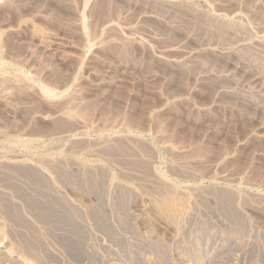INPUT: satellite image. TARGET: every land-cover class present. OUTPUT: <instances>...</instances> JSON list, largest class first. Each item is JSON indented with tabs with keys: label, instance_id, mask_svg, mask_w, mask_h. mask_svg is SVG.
<instances>
[{
	"label": "rangeland",
	"instance_id": "rangeland-1",
	"mask_svg": "<svg viewBox=\"0 0 264 264\" xmlns=\"http://www.w3.org/2000/svg\"><path fill=\"white\" fill-rule=\"evenodd\" d=\"M0 264H264V0H0Z\"/></svg>",
	"mask_w": 264,
	"mask_h": 264
},
{
	"label": "bare ground",
	"instance_id": "bare-ground-1",
	"mask_svg": "<svg viewBox=\"0 0 264 264\" xmlns=\"http://www.w3.org/2000/svg\"><path fill=\"white\" fill-rule=\"evenodd\" d=\"M170 199V198H169ZM163 200V199H162ZM161 203H163L162 205L163 206H161L160 207V209H162V212L164 213V214H168L169 213V209L171 208L169 205L171 204L170 202H169V200H167L166 198L164 199V201H162ZM172 209V208H171ZM171 211V210H170ZM170 213H172V212H170ZM173 214V213H172ZM169 216V215H168ZM150 240V239H149ZM73 242V241H72ZM150 243V242H149ZM74 249H76V248H74ZM159 250V249H158ZM166 250V249H165ZM87 252V251H86ZM79 254V253H78Z\"/></svg>",
	"mask_w": 264,
	"mask_h": 264
}]
</instances>
